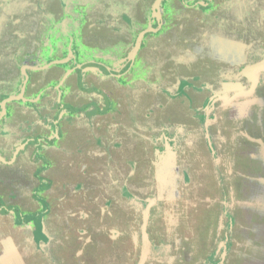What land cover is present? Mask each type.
I'll list each match as a JSON object with an SVG mask.
<instances>
[{"label":"rangeland","instance_id":"1","mask_svg":"<svg viewBox=\"0 0 264 264\" xmlns=\"http://www.w3.org/2000/svg\"><path fill=\"white\" fill-rule=\"evenodd\" d=\"M24 1L25 5L17 8L15 14L37 21L31 3L40 0ZM71 1V11L68 9L63 15L58 10V0H49L47 6L53 18L47 19L46 26L20 28L12 38L5 37L4 31L0 33V99L18 93L23 81L19 75L21 66L25 67L28 80L30 78L27 82L33 83L30 86L26 82L20 100L8 103L5 120H20L25 124L16 128L23 131L24 139H31L41 129L39 135L48 136L51 145L58 142L53 139L56 130L52 121L57 120L56 126L64 132L73 117H83L86 95L97 99L89 106L96 107L92 115H99L98 120L103 123L108 107L139 105L144 107V113H140L137 120L121 117L123 130L119 136L118 128L105 129L100 122L96 136L77 138L81 146H87L84 153L88 155L91 151L90 157H93L82 161L86 164L82 169L60 167L59 171L54 167V173L47 179L42 176V168L50 169L45 160L46 152L40 150L43 160H33L34 177L42 184L33 192L30 211L36 213L39 208L42 215L37 212L26 216L24 223L42 216L38 217L35 228L39 241L42 232L48 237L45 242L50 255L43 258V264H264V103L253 98L264 94V71L255 75L258 83L252 95L230 96L237 89H248L249 82L243 79L240 69L264 59V38L261 42L259 30L256 38L251 34V41L241 32L236 38L229 37L233 46L239 38H244L241 40L245 44L254 45L251 56L249 47H239V66H233L235 60L225 57H233L228 47L219 48L218 55L211 52L210 55H216L214 62L219 61L218 74L212 75L213 78L208 75L209 88L202 84L198 89L194 78H182L184 73L181 76L180 68L184 61L189 62L195 56L203 59L208 56L207 48H203L200 41H217L207 34L205 27L210 20L198 16L197 12L193 16L187 14L185 7L172 15L167 12L168 7L163 6L162 27L142 38L134 72L130 71L125 80L100 79L97 75L95 88L100 89L97 90L90 88L96 75L92 63L84 64L89 67L81 76L69 71L79 63L77 61L87 58L86 49H80L79 42L72 43L71 37L80 33V27L88 18L93 19L95 9H104L110 1ZM151 2L153 0H144V12L137 11L139 21L131 24L124 51L131 48L138 32L155 28L149 9ZM43 5L46 6H38ZM100 15L97 22L104 17ZM257 21L264 23V15L257 14ZM96 36L97 58L93 52L88 56L104 64L106 61L101 57L105 54L100 46L105 41V33L100 30ZM156 52L159 58L154 62ZM68 53L74 57L64 64L47 65L67 59ZM68 71L71 74H65ZM77 81L79 88H83V108L79 114L68 108L78 107L77 97L66 102V98L72 96L69 95L71 84ZM166 82L175 86L176 91ZM155 84L168 96L156 93ZM108 87L111 90H106ZM188 88L196 90L191 95V103L189 99L185 101L183 95ZM201 93L207 94L202 104ZM61 107H67L66 111ZM156 107L164 110L163 121L176 117L181 126L176 127L175 132H169L162 124L159 127L155 122ZM184 107H189L192 117L185 116ZM170 109L176 111L175 114H169ZM28 119L38 125V130L25 127ZM159 128L165 133L158 135ZM58 136L60 140L59 131ZM177 136L181 140L178 137V141ZM72 139L69 138L72 142L68 145L74 151L79 146ZM65 141L62 139L56 147L62 148ZM30 147L37 154L36 142ZM176 150L180 154L175 155ZM74 154L72 152V156ZM55 157L60 163L59 155ZM150 174L151 177H147ZM15 224L24 226L18 219L9 228ZM1 250L2 247L0 253Z\"/></svg>","mask_w":264,"mask_h":264},{"label":"crops","instance_id":"2","mask_svg":"<svg viewBox=\"0 0 264 264\" xmlns=\"http://www.w3.org/2000/svg\"><path fill=\"white\" fill-rule=\"evenodd\" d=\"M153 3H154V0L153 2H151L149 9L152 8ZM69 4L71 6L72 3H69ZM112 6H114V8L111 10ZM112 6L109 9H107L108 11L106 12V15H109V16L112 15L113 18H115V19L110 18L111 21H109L108 24H110L111 27L107 29L105 28L99 29L97 18L101 16L100 14L102 13L98 11L97 9H95V14L93 16V19L88 18L87 22L83 24V27H80L79 29L80 33H77L71 37L72 43L79 42L78 43L79 48L80 49L82 48V50L86 49V55H87L86 56L87 58H85L84 61H80V60L77 61L79 63H75V65H73L74 66L73 68L75 69L77 68L79 70V68L82 65L95 62L88 55L93 52L94 56L97 58V54H96L97 52H96V46H95L96 41L94 40L97 32H100V30H102L105 33V36L103 39H108V38L111 39L112 37L114 39L115 36H118L117 35L118 33L121 35V32L123 34V32L125 31V29L123 28V25L127 23V19L129 21V17H131L132 15L134 17L137 16L138 6L136 3L134 5L130 4L129 0H116V3L115 4L113 3ZM143 7L145 9V5ZM71 8L72 7H69L68 9L71 11ZM101 11H105V10L102 9ZM46 15L48 16V19L53 18V12H51V9L49 10V8H47ZM241 18L243 19V17ZM117 20H118V24H117ZM113 21L115 22L113 23ZM64 23L62 24L63 27H65ZM244 24H245V21H244ZM159 25L161 26V23ZM159 25L158 27L154 29L148 28V29H151L152 32H149L147 34H153L159 31L158 30L160 27ZM119 26L121 27L119 28ZM62 29L64 30V32L70 33V30H68L67 28H62ZM144 30H147V29H144ZM73 31H75V29ZM116 38H119V37H116ZM249 39L252 40L251 38ZM236 42L238 41L236 40ZM71 57H74V55L68 53L67 59L59 60L56 62H61V64H64V62H66ZM51 62H55V61H51ZM49 63L47 65H49ZM46 66H42V67L45 69ZM88 67L84 68L83 71L87 70ZM21 70L25 74V67L21 66ZM69 71H72V69ZM69 71L66 72L65 74L69 73ZM25 84L23 87H21V89H23L22 94L24 90L26 89ZM40 86L41 84L38 85V88ZM21 89L19 93L21 92ZM106 90H111V89L108 87L106 88ZM71 91L72 92L69 95H72V96L67 97L66 102L71 101L69 99L74 100V97H77L76 102L79 104H78V107H68V108L73 109L74 113L79 114L81 108H83L81 107L82 105L81 98H82L83 88L80 87L78 90L73 88ZM101 91L104 92L105 88L103 87ZM16 95H9V96H16ZM250 95H252V93ZM20 98L18 100H20ZM92 100L96 101L97 99L96 98L89 99L88 96L86 95L85 106L87 107H85L86 110L81 112L82 114H84L83 117H79L77 119L76 117L75 119L73 117V121L71 125L68 124L66 126L67 129H65L64 132L60 131V126H59V129L58 127L57 129L55 128L56 135L53 137V139L58 140V142L57 143L53 142L51 143V145L49 144L50 141L47 140L48 136L45 137L44 135L42 136L39 135V133H41V129L39 132L34 133L31 139L29 138L24 139V135H21L23 131L16 130V128L18 126L22 127V125H25V124H22L20 120H17V121L12 120V119L5 120L6 112H7V107H5L4 115L0 117V127L3 125L0 129V225H1L0 226V247H2L3 249L1 250V253H0V264H43L42 262L43 258L45 256L49 257L50 253L47 252V249H49V247L47 246V243L45 242V240L48 238L47 235L42 232L41 234L42 237H40V241L38 240L39 237L38 238L36 237V231L38 229L35 228V224H37L38 217L41 218L42 216H38V217L36 216L34 220H29L27 224L24 223L26 216H30L33 213H35V212L30 211V207L32 206V203H33V192L37 189L38 186L40 187L42 184V182L38 183V179L34 177L36 173V168L34 167L33 160L35 159L40 160V161L43 160L44 158H43V155H41V151L46 152L48 156L45 160L50 164V169L42 168V176L48 179V176H52V174L54 173L55 171L54 167H56L59 171L62 167H66V168L76 167L78 169L80 168L82 169V167L86 165V164H83L82 161L85 159H88L90 161V159L93 158V157H90L92 153L91 151L88 152V155L87 153H84L87 148V146L84 147L86 144L84 146L83 145L81 146L80 145L81 142L77 141V138L81 139L82 136H87V137L89 136L91 138H93V136H96L98 125L100 124V122L103 123V121L98 120L100 118L99 115L97 114L92 115L93 109H96V107H90L91 105L89 106L90 102H93ZM95 103H97L98 105V102H95ZM66 108L67 107H61V109H64L63 111H66ZM85 111L87 113H85ZM140 113L142 114L144 113V107H139V105H137V107H108V110L106 112V119H104L105 123H103V125L101 126L104 127L105 129L118 128L116 131V134L119 136L120 130H123L122 126H123L124 117L137 120ZM117 116H119V119H117ZM121 117H123V119ZM30 121L31 120H29V122L26 123L25 127L26 128L35 127V130H38V128H36V126L38 125L36 124L34 125V123ZM40 125L43 127L41 122H40ZM129 126L130 125H128V128ZM58 131L60 132V140L58 139L59 138ZM111 133H113V131ZM71 137L76 140L73 143L79 146L77 148H74V151H72L68 145L72 142V141L71 142L68 141L69 138ZM33 138H35L36 141H33L34 140ZM62 139H66V141L62 143V144H65V146H63L62 148H60V146L59 148L56 147V144H60ZM42 141H44L43 144L41 143ZM33 142L34 143L36 142L37 148L34 147V150H36L37 154H34L30 147V145ZM44 143L47 144L46 147L44 146ZM83 143H86V142H83ZM89 147L90 146H88V148ZM72 152L73 154L74 152H76L74 156H72ZM53 153H55L56 155H54ZM77 153H81V154H77ZM38 154H40V156H38ZM49 155L50 156L53 155V156L49 158ZM57 155H59V159H61L62 163L61 162L57 163L58 158L55 157ZM59 164H61V166H59ZM28 207L29 209H27ZM35 211L36 213L38 212L39 215H42L41 211H39V208H36ZM17 216L18 218L16 219ZM18 219L20 220V223L23 222L24 226L19 227L17 226L18 224H15L14 227H16L17 229H15L14 227H13L14 229L9 228L10 225L11 224L13 225L15 222H17ZM39 222H40V219H39ZM34 242L36 243V245L34 244Z\"/></svg>","mask_w":264,"mask_h":264},{"label":"flooded vegetation","instance_id":"3","mask_svg":"<svg viewBox=\"0 0 264 264\" xmlns=\"http://www.w3.org/2000/svg\"><path fill=\"white\" fill-rule=\"evenodd\" d=\"M48 1L49 0H46V1L40 0L39 2L35 1L34 3H31V6L33 5L31 8L32 12L34 14H35V12L37 13V17H36L37 21L34 22V21H30L29 19H22L21 15L17 16L15 14V11L17 8L22 9L21 7H23L25 5L24 0H0V33H2L4 31L5 37L8 36L9 38H12L14 35H16V31L20 28H24L26 30L27 28H30L31 25H33V27H37V28L43 27L44 25L46 26L48 17L47 18H45V17H46V13H47V8L49 7V6H47L49 3ZM53 1H56V0H53ZM109 1H110V3L105 4V9H103L105 11H101L102 9L100 10V12L102 13V16L104 15V17H101L99 19L100 20V22H98L99 29H104V28L107 29V28L111 27L110 24H108L109 21H111L110 18L115 19V18H113L112 15H110V16L106 15V12L108 11L107 9H109L113 3L114 4L116 3V0H109ZM129 1H130V4H132V5H134L135 3L137 4L138 13L142 14L144 12V10H145L143 7V1L144 0H129ZM58 2H59L58 10L59 11L61 10V12L64 15V12L69 7H71L69 3H72V1L71 0H58ZM165 2H167V3H165ZM39 3L45 4L46 6L43 5V7H39L38 5L42 6V4H39ZM163 6L168 7L167 12L169 14H172V15H174L175 11H178L179 8L185 7L188 10V11H186L187 14H190L191 16H193V15H196V12H197L198 16L207 17L210 20L208 22L209 26L205 27V28L208 29V32H207L208 36L213 37V38L215 37L217 39V41L215 42V40L213 41L210 39L205 40V41H200L201 42L200 45L204 46L203 48H205V47L207 48L206 54H208V56L205 57V59H203L202 56H195L193 58V60H191L189 62L184 61V63H182L183 67L180 68L182 70L181 76L184 73L182 78H184V76H185V78L187 77L188 79L194 78V82L197 81V83H198L195 87L198 89L201 88L202 84H205L206 87L209 88L208 75H209V77H211L212 75L215 77V75L218 74L219 64H217V63H219V61L214 62V60L216 58V55H218V53H219V48L228 47L230 49V52L231 53L233 52L232 53L233 57L225 56V57H229V58H232L235 60V64L233 66H239L241 64L240 63L241 62V55L239 52L240 51L239 47H247V48L249 47V55L253 54V52H252L253 51L252 48H254L253 43L251 45L245 44L241 41L242 38H239L238 42L233 43L234 44V46H233L231 44L232 40L229 39L230 36H232L233 38H236L237 34H239V32H241V34L245 37L248 36L249 38H251V34H252L254 36V38H256L257 30H259V32H260L259 37L261 38V42H262V39L264 38V34L262 35V33H264V23H260V21H257V14L264 15V0H161L160 5H159V12H160V16H161L159 23L156 21L157 20L156 17L153 18L152 8H150V15L155 22V24H154L155 28L158 27V25L161 23V26L159 25L160 27L158 30L161 29L162 24H163V22H162V11L164 10ZM113 8H114V6L111 7V10ZM27 13L29 14V12H27ZM236 16L238 17L237 19L235 18ZM241 17H243V19ZM43 18H45V19H43ZM134 21H139V15L138 14L136 17H134V16L129 17V21L127 19V23L125 25L122 24L123 28L125 29L123 34L121 32V35L118 33L117 34L118 36H115L114 39H113V37L111 39H109V38L105 39V41L103 42V45L100 46L104 50V54H105L101 58H103L106 61V63L102 64V63H98V62H92V68L94 69V72L96 73V75H93V78L95 80L92 79V85L90 88L100 90L98 88H95V87H97L95 85H98V83L96 81L97 75L100 76V79L101 78L102 79L115 78L117 80H125V77L128 76L130 71L133 70V72H134V69H135L134 64H138L137 63L138 49L136 50V53L134 54V56L131 60H130L128 55H129V53H130V51H131V49L135 43V39H136L138 33H140L141 31L137 33V35H136V37L132 43L131 48H129V50H127V51H124L126 48V43H128V41H129V35L127 32L130 31V28H131L130 26H131V24L134 23ZM244 21L246 22L245 24H244ZM114 22L115 21H113V23ZM117 24H118V20H117ZM120 27L121 26H119V28ZM201 28H203V26H201ZM97 37L98 36L95 37V39H94L95 41L97 40ZM116 37H119V38H116ZM10 40H4V41H7L8 43H10ZM253 40H255V39H253ZM1 43H2V41H1ZM176 43H177V41H174V44H176ZM98 45H99V43H98ZM173 47H174V49H176V45ZM232 48H234V49H232ZM156 51L160 52V50H156ZM157 52L154 55V62H156V60L159 58V56L156 55ZM211 52L216 53V55H210ZM245 56H248V54ZM225 57H223V58H225ZM220 62L223 63L222 60ZM73 67L71 68L72 69L71 73L74 72V73H77V75L80 74V76L83 74L84 68H87L85 65H82L79 68V70L77 68L75 69ZM239 68H241V67H239ZM243 69L244 68L240 69L241 70L240 74L243 77V79H245L249 82V85H248V89H249L251 82H250V80L247 79V77L242 72ZM71 73L69 72L67 74L69 75ZM19 75H21V79H23V81L19 85L18 93H19L21 87L24 86V81H25V74L22 73L21 67H20ZM213 76H212V78H213ZM136 77L138 79L139 75L136 74ZM64 79H62V80H64ZM27 80H28V78H27ZM27 80H26V82H27ZM177 80L178 79H175L176 82H177ZM28 81H30V78ZM191 81H193V79ZM27 83H30V82H27ZM32 85H33V83H30V86H32ZM71 85L74 89H77V90L79 89L78 81L76 82V84H71ZM156 85L157 84H155V92L157 91L156 93H158L160 95L168 96V93L163 92L164 90L160 86L158 87ZM167 85L169 86V88L173 87V90L176 91L177 88H175V86H173L170 82H168ZM234 85L235 84H233V86ZM37 86H35V87H37ZM163 87L165 88V86H163ZM211 89L213 90L214 88L211 86ZM216 89H217V85H216ZM34 90H36V89L34 88ZM189 90H190V88L185 89L183 92V95L185 96V101H188V99H189V101L191 103L192 102L191 95L196 93V92H194L196 90H191V91H189ZM186 91H189V92L186 94L185 93ZM170 92H172L171 94H174V92L171 91V89H170ZM237 92H239L238 89L234 92H231L230 96L236 94ZM200 95H201V102L200 103L202 104L203 101H206L205 99L207 98L206 97L207 94L204 96L201 93ZM187 96H188V98H186ZM204 97H206V98H204ZM258 97H259V95L258 96L254 95V97H253L254 101L258 100V101L264 103V98L258 99ZM3 98H1L0 101ZM7 105H6V107H7ZM186 105H188V104H186ZM184 109H185V116L189 115L190 117H192L191 112H189V107H184ZM168 112H169V114H171V113L175 114L176 111L172 112V110L170 109ZM163 113H164V110L162 111L160 107H156V111H155L156 121L155 122L159 127H162V125H164V127L168 128L169 132H171L176 127L181 126L182 123L177 122L178 118L175 119L176 117L168 116V117H170L168 119V121H163L164 120L163 119ZM215 114L218 115L217 113H215ZM216 121H218L217 118H216ZM52 123H53L54 128L57 129V126H56L57 120H53ZM183 125H184V123H183ZM160 129L161 128L156 130V133L158 135L165 133L163 130H160ZM175 131L176 130H174V132ZM175 134H177V133H175ZM178 135H181L180 132H178ZM190 135H193L192 132ZM178 137L180 138V136H177L176 138H178ZM179 138L177 139L178 141H179ZM180 140H181V138H180ZM188 147L190 148V150L192 149L191 144H189ZM178 154H180V151L176 150L175 155H178ZM147 177L150 178L151 174L149 176L147 175ZM142 180L144 182L146 180V178L142 179Z\"/></svg>","mask_w":264,"mask_h":264},{"label":"water","instance_id":"4","mask_svg":"<svg viewBox=\"0 0 264 264\" xmlns=\"http://www.w3.org/2000/svg\"><path fill=\"white\" fill-rule=\"evenodd\" d=\"M160 1L161 0H154V3H153V6H152V13H153V18L156 17V21L159 23V20L161 18L160 16V12H159V5H160ZM156 15V16H155ZM149 32H152L151 29H147V30H144V31H141L140 33H138L136 39H135V43L129 53V58L130 60L133 58L134 54L136 53V50L138 49L139 47V44H140V41L142 39V37L149 33ZM57 64H61V62H51L49 63V65H57ZM23 70V69H22ZM264 71V59H261L260 61L256 62L255 64L253 65H250V66H247L243 69V73L244 75L247 77L248 80H250V87L247 91H239L237 92L236 94H234V96H245V95H250L251 93H253L255 91V87L257 85V79L255 77V75L259 72H262ZM23 73V72H22ZM26 76H25V81H24V84L26 83ZM22 90L21 89V92L16 95V96H7L5 98H3L1 101H0V117L4 115V112H5V107L8 103L10 102H13V101H16L18 100L21 95H22Z\"/></svg>","mask_w":264,"mask_h":264},{"label":"trees","instance_id":"5","mask_svg":"<svg viewBox=\"0 0 264 264\" xmlns=\"http://www.w3.org/2000/svg\"><path fill=\"white\" fill-rule=\"evenodd\" d=\"M259 98H264V94L259 95L258 99Z\"/></svg>","mask_w":264,"mask_h":264}]
</instances>
